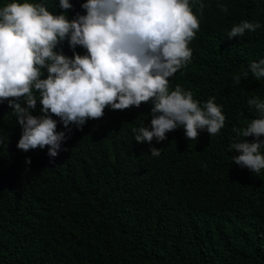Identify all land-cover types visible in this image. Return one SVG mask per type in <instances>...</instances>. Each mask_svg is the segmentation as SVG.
I'll list each match as a JSON object with an SVG mask.
<instances>
[{
	"label": "trees",
	"instance_id": "1",
	"mask_svg": "<svg viewBox=\"0 0 264 264\" xmlns=\"http://www.w3.org/2000/svg\"><path fill=\"white\" fill-rule=\"evenodd\" d=\"M10 2L0 0V7ZM28 2L70 20L86 14V0H69V10L59 0ZM203 2L201 13L190 0L200 29L189 45L191 61L169 78V90L179 84L201 107L215 97L226 116L217 135L202 130L190 141L178 127L162 142L138 143L132 129L151 130L149 102L107 108L82 130L68 131L53 116L68 139L50 157L47 148L18 149L22 128L8 101L0 104V264H264V169L257 174L235 164L239 153L231 148L255 141L233 129L260 118L249 99L264 102V78L249 71L264 59V0ZM245 20L260 27L230 39ZM56 51L87 54L68 40ZM32 114L43 115L39 99ZM152 147L161 149L159 157Z\"/></svg>",
	"mask_w": 264,
	"mask_h": 264
},
{
	"label": "clouds",
	"instance_id": "2",
	"mask_svg": "<svg viewBox=\"0 0 264 264\" xmlns=\"http://www.w3.org/2000/svg\"><path fill=\"white\" fill-rule=\"evenodd\" d=\"M193 2L203 13V0ZM59 6L69 10L73 5L59 0ZM82 8L86 14L70 20L28 0H12L0 7V104L8 101L22 128L18 149L47 148L49 156L56 157L68 136L57 131L53 116L68 131L69 125L82 130L88 120L102 119L107 108L123 111L149 102L153 104L151 130L132 129L138 143L162 142L178 127L190 141L197 140L202 130L210 136L220 132L226 116L215 97L201 107L193 93L179 84L169 90V78L191 61L189 45L200 29L190 0H86ZM259 27L245 20L233 26L228 37H243ZM65 40L73 50L81 46L87 54L74 53L70 58L57 52ZM249 71L257 81L264 78V59L251 62ZM233 79L241 84L240 75ZM38 99L43 113L39 117L32 114ZM248 104L260 118L233 131L255 141L233 142L231 148L239 155L232 160L259 174L264 169V141L260 140L264 102L254 97ZM150 153L159 157L161 149L152 147Z\"/></svg>",
	"mask_w": 264,
	"mask_h": 264
}]
</instances>
